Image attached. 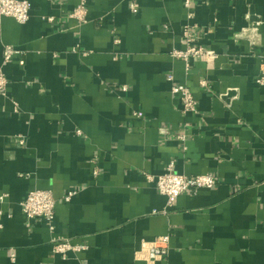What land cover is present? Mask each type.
Returning <instances> with one entry per match:
<instances>
[{"label":"crops","instance_id":"1","mask_svg":"<svg viewBox=\"0 0 264 264\" xmlns=\"http://www.w3.org/2000/svg\"><path fill=\"white\" fill-rule=\"evenodd\" d=\"M29 1L27 23L0 22V66L6 44L24 52L4 65L0 95V264H264V0H196L208 54L189 70L172 54L185 48V0H139L136 13L130 0H86L85 22L72 16L82 0ZM169 74L196 113L183 114ZM172 162L218 182L169 205L145 173ZM33 189L52 191L54 230L23 212ZM165 235L169 252L154 260ZM56 238L87 248L64 258Z\"/></svg>","mask_w":264,"mask_h":264},{"label":"built area","instance_id":"2","mask_svg":"<svg viewBox=\"0 0 264 264\" xmlns=\"http://www.w3.org/2000/svg\"><path fill=\"white\" fill-rule=\"evenodd\" d=\"M195 1L196 0H185V7L189 11V22L183 27V44L185 45V48L174 49L172 52L173 56L182 58L186 62L188 70L191 68V59L208 54V51L199 44L200 25L199 23L192 21L195 15L193 11ZM32 8L33 5L29 0H0V22L4 17H13L20 23H27L30 20ZM130 8L133 12H138L140 9L139 0H130ZM87 13V2L86 0H82L79 6L73 11L72 16L78 18L81 22H85L87 20ZM116 42L119 43L120 41L117 40ZM23 53L22 50L13 45L6 44L4 46L3 61L0 66V95L5 97L9 96V79L4 72V65L11 62L16 55H21ZM21 63L23 64L24 60H22ZM168 80L172 82V93L180 98L183 114L196 113L198 111V103L190 87L186 84L177 82L173 74L168 75ZM257 82L264 84V75L260 76V78L257 79ZM200 85L203 88L210 87L209 82L206 79L201 80ZM129 89V85H122L123 91L127 92ZM228 93V91L220 93L219 97L224 99ZM237 98L238 95L232 97L228 106H231L232 101ZM18 108V104L15 103V110L18 111ZM134 114L138 117L143 116L141 111H135ZM77 132L82 134L81 130H78ZM162 133L167 137L169 131L168 129L163 128ZM177 138L186 148L185 141L187 134L180 133ZM94 160L97 161V158ZM98 174L99 168L95 167L93 175L96 176ZM145 176L148 181L156 183L157 188L161 193L167 195L169 205H173L177 198L183 193L196 194L201 188H212L216 186L218 182L217 178L209 173L191 176L179 173L175 170L174 162L170 163L167 166L166 171L160 175L146 172ZM78 193L77 190H71L64 196V199L67 202L71 201ZM8 196L7 193L0 195V229L4 227L3 218L5 215L1 206L5 203ZM20 206L29 221L43 218L46 220L50 230L55 229L56 199L51 190L33 189L30 191L26 199L20 202ZM170 238V235H165L151 243L149 252L154 260H161L168 254ZM54 242V251L60 253L64 258L68 257L70 251H81L87 248L84 244L73 245L69 240L63 238H56L54 239Z\"/></svg>","mask_w":264,"mask_h":264}]
</instances>
